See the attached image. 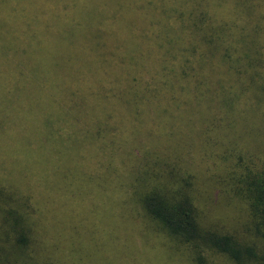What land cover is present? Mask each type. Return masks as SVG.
Masks as SVG:
<instances>
[{"label": "trees", "instance_id": "16d2710c", "mask_svg": "<svg viewBox=\"0 0 264 264\" xmlns=\"http://www.w3.org/2000/svg\"><path fill=\"white\" fill-rule=\"evenodd\" d=\"M183 1L162 8L164 18L152 23H135L133 8L119 13L122 6L112 2L81 8L75 19L60 0H25L23 21L1 10L0 66L7 72L0 82L4 91L7 84L25 85L11 97L26 106L8 113L29 130L23 133L28 140L14 142L10 129L2 131L11 122L5 116L0 137L20 157L15 143L35 140L38 160L54 168L94 143L117 156L124 138L131 144L137 133L127 156L140 164L132 153L144 151L148 131L163 127L170 134L178 125L180 136L195 138L180 148L193 154L189 160L213 196L197 193L187 158L185 164L144 163L160 173L150 180L133 181L131 169L120 176L126 221L142 216L168 250L191 264H211L212 257L264 264V0H218L226 11L208 6L209 0ZM16 69L23 71L18 77ZM129 114L146 120L125 122ZM86 134L92 140L86 142ZM24 154L30 157L32 149ZM117 170L111 161L109 175ZM63 178L58 173L56 182ZM20 191L0 183V264H59L49 246H41L33 195Z\"/></svg>", "mask_w": 264, "mask_h": 264}, {"label": "rangeland", "instance_id": "374dc122", "mask_svg": "<svg viewBox=\"0 0 264 264\" xmlns=\"http://www.w3.org/2000/svg\"><path fill=\"white\" fill-rule=\"evenodd\" d=\"M24 1L0 0V11L2 10L3 14L11 11L17 15L16 18L23 21L21 9L22 6H25ZM29 1L32 4L35 2V0ZM37 1L41 2V0ZM55 1L45 0L48 4H53ZM78 1H81L79 5L71 6V3L76 4L77 0H60L62 4H66L67 8L71 9L70 14H66L69 15L67 17L75 19L72 16L73 13H77L81 8L85 9L86 6L91 8L102 5L109 6L112 2L111 4H116L113 6H122L119 13L125 10L127 13L133 8L132 13L133 18L136 20L135 23H152L159 21V19L162 20L164 18V15L160 13L162 8L168 4L180 5V3H185L183 0ZM187 2L190 3L189 5L195 4H191L194 2L193 0H187ZM220 2L209 0L208 6L226 11V5H215ZM252 2L258 4L261 1L252 0ZM4 23L5 18L0 16V25ZM22 29L23 27H20V31ZM0 31L2 32V29ZM17 33L15 31L14 34ZM196 70L199 75H204L198 67ZM9 71L13 72L14 70ZM6 72L7 69L0 66V80H5ZM22 72V70L16 69L15 73L12 74L18 77L19 73ZM14 92H25V85L14 84L11 86L7 84L6 91H4L0 82V127L3 128V118L11 116V119L9 117L11 122L8 125L5 124L2 131H9L10 129V133L14 135H11L12 139L15 137L14 142H16L18 139L26 138L27 134L24 136L23 133L29 129L24 128L26 127L24 124L19 126L20 123L16 117L8 113L9 110L18 115L22 105L25 107L27 104H19L13 100L11 96ZM231 116L224 115V117L229 118ZM143 118L146 120L143 116L129 114L124 118V121L137 123ZM177 120L178 118L172 122H177ZM224 122L228 124L227 119H224ZM234 128L235 125H232L230 129L233 130ZM167 132L168 129H163V127L159 130L152 129L148 131L143 139L144 151L140 150L138 155L136 152H131L132 157L134 155L140 158V164L135 159H130V155L127 156L130 146L138 142L136 140L138 135L134 133L131 137V144H128L124 138V144L120 145L122 148L115 151L117 156L112 153L111 147L100 149V146L94 143L92 146L78 147L72 151L71 156L70 153L68 154L69 158L61 160V166L57 164L54 168L48 162L38 160L41 153L35 146V140L31 144L25 142V140L22 144L15 143L14 147L20 146L22 149L23 154L20 157L21 151H18L19 154L17 151L12 152L8 149V147L11 148V143L0 137V183H5L6 186L15 191L21 190L20 192L23 195H26V193L33 195L31 202L36 203L37 206H35L36 208L33 207L31 212L32 216L39 220L37 225L38 228H41V246L44 248L49 246L47 250L53 252L52 258L57 259L59 264H191L183 255L181 257L176 251L168 250L164 246L165 238L154 231L142 216L135 215L131 218V221H126L125 218L126 211L123 206L124 198L122 195L124 192H121L125 186L122 185L124 180L120 176L126 174L130 169L133 181L139 177L150 180V176L154 177L155 172L160 173L155 169L156 166L144 165V163L152 164V162H155L161 166L178 161L185 164L187 158L189 163L187 162L185 167L191 168V172L196 175L197 193L200 192L205 198H207V195L213 196L215 190L211 189L207 180H203L205 177L199 175L198 169L189 160L193 158V154L187 157L186 147L184 149L180 148L182 142L190 144L195 138L180 136L181 132L178 125L177 129L175 125L170 134H166ZM90 137L89 134H86L85 141L92 140V137ZM166 138L171 139L165 140ZM37 139L41 140L40 136ZM26 140L28 139L26 138ZM172 140H174V143ZM26 148L32 149V154L28 158L24 154ZM22 158L24 161H22ZM26 160L29 161V167ZM111 161L115 162L118 170L110 176L108 169ZM179 163H177L179 167H184ZM195 163L198 165L197 162ZM199 167L202 170L207 169V165L204 164H200ZM174 170L176 171V169ZM58 173H61V176L64 177L62 184L56 182ZM210 174V172L207 173L206 178ZM66 176L67 179L65 180ZM163 182L165 183V181ZM61 189L67 190L66 194L64 192L60 193ZM134 194L132 196L133 201L136 199ZM209 200L212 203L213 197H210ZM212 258L211 264H228V260L224 258Z\"/></svg>", "mask_w": 264, "mask_h": 264}]
</instances>
